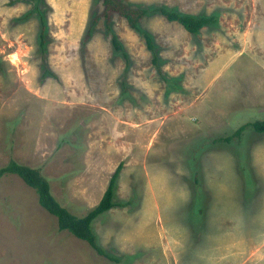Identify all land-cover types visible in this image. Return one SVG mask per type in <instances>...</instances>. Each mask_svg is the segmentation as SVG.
<instances>
[{
    "label": "rangeland",
    "instance_id": "374dc122",
    "mask_svg": "<svg viewBox=\"0 0 264 264\" xmlns=\"http://www.w3.org/2000/svg\"><path fill=\"white\" fill-rule=\"evenodd\" d=\"M123 1L217 22L193 36L149 13L157 68L143 37L118 15L107 24L96 0H0V169H40L82 218L122 163L115 201L126 204L92 222L116 263L5 174L0 264H264V133L215 142L264 120V0Z\"/></svg>",
    "mask_w": 264,
    "mask_h": 264
},
{
    "label": "trees",
    "instance_id": "16d2710c",
    "mask_svg": "<svg viewBox=\"0 0 264 264\" xmlns=\"http://www.w3.org/2000/svg\"><path fill=\"white\" fill-rule=\"evenodd\" d=\"M101 4L102 13L100 16L110 21L113 15H118L119 17L126 20L128 26L140 34L146 44L148 51L152 55V63L154 66L159 68L158 65V52L155 40L152 35L141 27V23L149 13H157L163 16L168 22L178 23L183 27V29L195 36L198 35L205 27L213 26L217 22V18L213 15L211 16H193L190 14L181 13L173 8H168L164 6L155 7L148 9L145 7H134L123 0H96ZM33 11H38L36 7ZM28 15L22 17L24 19ZM40 20V44L42 47L46 44V33H47V23L44 16L39 12ZM98 18H93L92 26L97 23ZM92 26L88 29V36L91 35ZM112 47L115 52L121 53V55L126 59V69L129 67V56L124 49V46L120 42L119 38L115 33H112L111 38ZM251 128L257 133H264V120H256L253 122H248L240 126L237 130L226 137L218 138L215 140L217 143H231L233 140L240 141L243 133ZM214 141V140H213ZM123 164L121 163L117 169L111 175L109 184L99 202V204L89 212L86 217L79 218L69 212L64 208L57 199L53 196L51 191V186L48 179L42 174L40 169L32 168L29 166L18 164L15 161H11L6 167L0 169V179L5 174L17 175L22 181L29 187L33 188L37 195L39 204L48 213L57 218V226L60 231H68L73 234L76 238L86 241L92 249L99 255L112 262H119V260L112 255L108 254L98 243L97 236L93 231L92 222L97 219L100 215L112 210L113 208L119 206H125V203H118L116 199V189L119 180V175L122 171Z\"/></svg>",
    "mask_w": 264,
    "mask_h": 264
},
{
    "label": "crops",
    "instance_id": "0c3cea01",
    "mask_svg": "<svg viewBox=\"0 0 264 264\" xmlns=\"http://www.w3.org/2000/svg\"><path fill=\"white\" fill-rule=\"evenodd\" d=\"M118 182H119V180H118Z\"/></svg>",
    "mask_w": 264,
    "mask_h": 264
}]
</instances>
